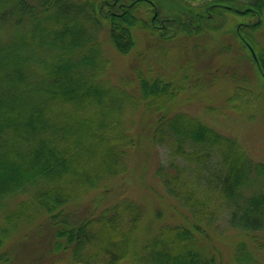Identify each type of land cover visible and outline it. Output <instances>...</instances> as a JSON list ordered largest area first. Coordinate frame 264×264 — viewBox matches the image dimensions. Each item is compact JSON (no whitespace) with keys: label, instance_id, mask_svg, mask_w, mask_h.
<instances>
[{"label":"trees","instance_id":"16d2710c","mask_svg":"<svg viewBox=\"0 0 264 264\" xmlns=\"http://www.w3.org/2000/svg\"><path fill=\"white\" fill-rule=\"evenodd\" d=\"M199 2L213 20L204 30L215 34L224 12L253 18L233 33L255 58L246 61L231 42L222 54L234 53L243 66L252 61L264 80L256 38L264 0ZM159 8L152 0H0V250L17 231L25 237L42 227L33 250L44 247V264H264V161L249 157L235 137L175 110L185 86L172 75L138 61L130 66L136 92L132 81L109 78L102 32L123 56L133 53L139 32L162 48L180 32L179 46L200 47L187 36L201 34L189 26L205 11H188L184 25ZM136 115L146 124L136 126ZM159 145L165 163L154 174L164 192L157 196L177 202L168 204L177 221L153 226L127 198L99 206L128 162L138 164ZM94 190H101L97 206L86 196ZM223 208L235 231L219 235ZM223 237L237 238L224 259Z\"/></svg>","mask_w":264,"mask_h":264},{"label":"rangeland","instance_id":"374dc122","mask_svg":"<svg viewBox=\"0 0 264 264\" xmlns=\"http://www.w3.org/2000/svg\"><path fill=\"white\" fill-rule=\"evenodd\" d=\"M152 1L160 7L162 15L173 17L179 22L182 20L181 23H184V25L188 20H185L188 11H191V15L197 12L201 14L202 11H205L203 16L200 15L192 20L193 22H190L189 26V28L194 29L200 28V31L203 30L204 32L202 31L201 34L197 35L196 31H192L187 36V40L194 41V43L196 41L200 47L190 50L188 45L179 46L178 36L185 34L180 32L175 33L167 41L166 45L170 47L162 48L155 45V43L151 44L146 39V34L139 32L133 53L123 56L114 51L109 41H107L106 34L102 32L104 53L110 61L109 78L115 82H119L120 79L121 81L129 80L130 83L133 79L130 66L133 67V64H137L138 61L142 69L146 67L150 69L158 68L157 70H160V72L172 75L171 79L174 83L185 86L184 92L177 97L179 101L176 103L175 110L187 112L218 132L235 137L249 157L257 161H264V80L257 73L253 63H251L252 61L248 66H243L242 62L237 63L233 60L234 53H232L233 55L222 54V52H229V49L223 48V46L231 42L236 45L241 57L246 61L252 59L250 51L238 38H235L233 30L237 23H248L253 18L224 12L216 17L219 23L215 22L214 24L219 26V29L218 34H215L216 31L213 32L209 28V31L204 30L207 24H212L211 21L213 20L205 18L207 12L199 4V0ZM174 23L177 25L176 21L172 24L174 25ZM166 30L168 35L174 32L172 27L166 28ZM256 38H258L259 41H257L261 44L260 46L264 47V23L262 28L257 31ZM189 46H192L190 42ZM164 49H167L169 54ZM217 52H220V54H217ZM186 66L189 67L185 69ZM130 85L129 90L136 92V89L132 87L135 82L132 81ZM140 119V116H135L136 126L142 123L146 124V120L140 121ZM132 125L135 127V123H132ZM150 148L144 151L138 164L134 165V162L132 163V160H130L126 173L108 183L109 190L99 206H106L116 201V199L127 198L140 205L142 214L148 219V222L154 220L153 226L175 223L178 215L175 214L172 208L168 207V204H177V202L167 195L166 200H162L160 196H157L164 192V187L154 172L158 166L157 163L164 162L165 152L160 145L155 146L154 149ZM134 159H136L135 154ZM20 195H16L12 201L21 197ZM86 196L87 199L96 202L97 206L101 198V190H94ZM78 208H81V211L84 210L82 206H77L76 211H78ZM160 208L161 210H159ZM156 210L161 211V213L152 216ZM227 213L228 210L225 208L218 211L215 230L222 232L219 235H226L235 231L229 227ZM148 225L150 223H145L146 229H149ZM41 229L42 227L36 234L25 237H19V231H17L18 234H12L3 247L1 246L0 253L5 254L1 258L0 264H32L38 258L41 259L38 262L44 264L47 257L43 254L44 247L33 250L34 247L39 245L37 243L41 242L38 237L41 235ZM260 236L264 239V235ZM223 238L225 240L218 242V244L223 250L220 251V254L224 259L228 258L227 245L229 246L237 238ZM46 264H50V261Z\"/></svg>","mask_w":264,"mask_h":264},{"label":"water","instance_id":"95a60500","mask_svg":"<svg viewBox=\"0 0 264 264\" xmlns=\"http://www.w3.org/2000/svg\"><path fill=\"white\" fill-rule=\"evenodd\" d=\"M248 48H249V51H250V53H251L252 57H254V58H255V54H254L253 50L251 49V47H250V46H248Z\"/></svg>","mask_w":264,"mask_h":264}]
</instances>
